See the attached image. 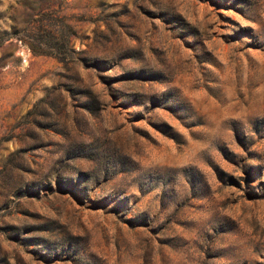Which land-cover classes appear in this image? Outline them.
I'll return each instance as SVG.
<instances>
[{"label":"rangeland","instance_id":"rangeland-1","mask_svg":"<svg viewBox=\"0 0 264 264\" xmlns=\"http://www.w3.org/2000/svg\"><path fill=\"white\" fill-rule=\"evenodd\" d=\"M0 264H264V0H0Z\"/></svg>","mask_w":264,"mask_h":264},{"label":"trees","instance_id":"trees-1","mask_svg":"<svg viewBox=\"0 0 264 264\" xmlns=\"http://www.w3.org/2000/svg\"><path fill=\"white\" fill-rule=\"evenodd\" d=\"M36 30V32L38 33L40 30L34 28V31ZM45 32V31H43ZM47 37L57 41V43H55L53 46L47 45L46 43H39V45H37L38 47H33L32 44L29 43V49L31 50V52L35 55H41V56H55L58 52L57 50V45H65L68 46L70 44V38L67 36H62L60 34V32L58 31H49L47 32ZM60 60V59H59Z\"/></svg>","mask_w":264,"mask_h":264}]
</instances>
